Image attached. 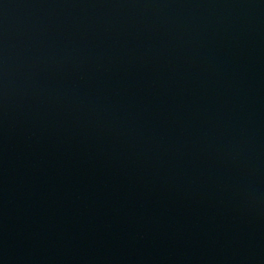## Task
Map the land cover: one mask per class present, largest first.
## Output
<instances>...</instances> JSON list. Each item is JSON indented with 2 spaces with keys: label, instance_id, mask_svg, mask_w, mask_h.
Segmentation results:
<instances>
[{
  "label": "water",
  "instance_id": "water-1",
  "mask_svg": "<svg viewBox=\"0 0 264 264\" xmlns=\"http://www.w3.org/2000/svg\"><path fill=\"white\" fill-rule=\"evenodd\" d=\"M0 264H264V0H0Z\"/></svg>",
  "mask_w": 264,
  "mask_h": 264
}]
</instances>
